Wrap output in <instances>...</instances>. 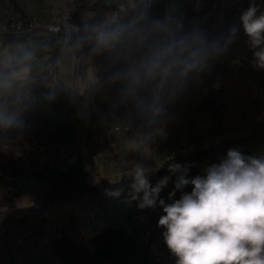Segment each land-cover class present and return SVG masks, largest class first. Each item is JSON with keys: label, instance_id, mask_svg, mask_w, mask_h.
Wrapping results in <instances>:
<instances>
[{"label": "trees", "instance_id": "obj_1", "mask_svg": "<svg viewBox=\"0 0 264 264\" xmlns=\"http://www.w3.org/2000/svg\"><path fill=\"white\" fill-rule=\"evenodd\" d=\"M213 1L195 13L205 17ZM12 2L20 11L19 1ZM79 4L88 8L87 1ZM173 13L149 24L145 56L132 69L143 84L133 107L124 105L126 69L109 65L81 89L60 76L58 52L29 77L0 82V264H264V239L255 251L247 248L264 231V175L254 180L249 208L232 174L213 176L199 167L227 154L263 157L255 134L178 154L120 180H89L97 156L115 152L116 127L146 120L160 104L154 52ZM220 25L228 54L236 35L228 20ZM31 35L0 33L1 44ZM259 84L264 89V78ZM25 197L31 203L18 206Z\"/></svg>", "mask_w": 264, "mask_h": 264}, {"label": "crops", "instance_id": "obj_2", "mask_svg": "<svg viewBox=\"0 0 264 264\" xmlns=\"http://www.w3.org/2000/svg\"><path fill=\"white\" fill-rule=\"evenodd\" d=\"M18 1L20 11L16 10L12 0H0V21L9 20L14 15L21 16V13L54 21L57 16L53 11L62 7L98 22L103 40L88 45L85 34L74 44L59 43L44 51L42 62L49 61L58 52L60 76L67 85L81 89L107 66H121L126 69L124 105L133 107L136 104L143 84L132 69L141 64L147 42L135 39L129 44H120L121 33L113 27L112 9L141 10L140 0H97L103 6L96 9V14L89 4L93 0ZM79 1H87L88 8L83 10ZM211 1L187 0L174 8L161 2L139 21L125 20L122 28H129L126 34L135 35L141 28L149 31L151 22H163L174 12L172 21L162 25V33L168 38L162 40V46L154 52L153 69L164 95L146 120L129 121L127 124L132 129L118 132L114 153L97 156V171L89 178L92 183H96L99 176L120 180L126 174L159 168L178 155V147L190 151L197 137H202L205 142L197 145L196 151L210 149L223 140L253 134L259 138L255 145L260 149L263 147L264 135L261 134H264V125L258 126L253 118L264 115V89L259 84L264 78V25L246 32L244 28L232 26L236 44L225 54L221 21L205 23L202 16L195 13L203 11ZM223 1L214 0L208 15H213L215 4ZM184 24L189 26L191 33L175 36ZM36 40V34L14 45H3L0 39V59H7L13 49L31 48ZM40 63L7 71L1 82L27 78ZM76 68H82L81 76H77ZM213 102L221 111L214 108ZM165 108L169 109L168 113H164ZM216 123L219 124L218 136L210 134ZM205 161H211L207 166L216 176L222 171L240 176L249 186L240 194L244 192L247 197H252L255 178L264 175V156L260 157L256 152L239 157L227 154L218 160Z\"/></svg>", "mask_w": 264, "mask_h": 264}, {"label": "built area", "instance_id": "obj_3", "mask_svg": "<svg viewBox=\"0 0 264 264\" xmlns=\"http://www.w3.org/2000/svg\"><path fill=\"white\" fill-rule=\"evenodd\" d=\"M182 1L187 0H140L141 10H123L120 7H114L112 9L113 27L119 30L126 23L125 20L139 21L161 2H167L174 8ZM97 2V0H93L89 3L91 11L95 14L97 10L94 6ZM74 7L79 8L76 5ZM53 13L57 16V19L54 21H49L35 14H27L26 16L14 15L9 20L0 21V33H31L37 36V40L31 48L13 49L7 59H0V82L7 71L42 62L45 59L44 51L52 48L54 45H58L59 43L74 44L79 42L85 34V42L88 45H93L98 39H104L101 26L98 22L82 15H76L74 11H66L62 7L56 8ZM223 20H228L235 29L244 28V26L250 31L260 29L264 25V0H225L215 4L213 15L203 17L205 23L211 24ZM185 32V28L181 27L175 36ZM148 38L149 31L141 28L135 35L121 34L118 41L120 44H129L135 39L147 42ZM167 38L168 35L163 33L162 40H167ZM259 42L262 43L263 40H259ZM168 112L169 109L165 108L164 113ZM253 121L258 126H263L264 115L253 118ZM131 129L132 127L128 124L118 125L116 127L117 132L123 130L129 131ZM218 133L219 124L216 123L212 126L210 134L218 136ZM197 139L190 151L180 146L176 150L177 154H193L196 151V146L205 142L202 137H197ZM233 177L238 185L239 191H243V189L249 187L240 176L234 175ZM241 201L249 208L252 205V197L245 196L244 192L241 195ZM263 239L264 231L255 240H252L247 245V248L252 252L255 251L257 243Z\"/></svg>", "mask_w": 264, "mask_h": 264}, {"label": "rangeland", "instance_id": "obj_4", "mask_svg": "<svg viewBox=\"0 0 264 264\" xmlns=\"http://www.w3.org/2000/svg\"><path fill=\"white\" fill-rule=\"evenodd\" d=\"M209 162H211V161H201L200 164H199V167H200L201 170H203V171H205V172H207V173H209V174H211L213 176H216V174L212 172L211 167L210 166H207V164H209ZM30 203H31V201L27 197H25L23 199H20L17 202V205L18 206H25V205H28ZM3 210H4V208L0 206V219L2 217ZM261 231H262V229H259L258 230V232H261Z\"/></svg>", "mask_w": 264, "mask_h": 264}]
</instances>
